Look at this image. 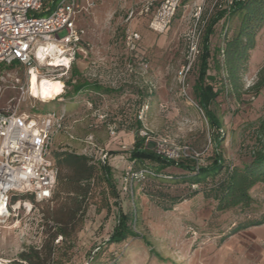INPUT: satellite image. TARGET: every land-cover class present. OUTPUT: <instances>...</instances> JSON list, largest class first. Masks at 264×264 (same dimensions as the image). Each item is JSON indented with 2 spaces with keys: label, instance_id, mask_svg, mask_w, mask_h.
Instances as JSON below:
<instances>
[{
  "label": "rangeland",
  "instance_id": "1",
  "mask_svg": "<svg viewBox=\"0 0 264 264\" xmlns=\"http://www.w3.org/2000/svg\"><path fill=\"white\" fill-rule=\"evenodd\" d=\"M59 1L50 0L47 7L52 11ZM139 1L141 0H94V8L90 14L80 15L76 19V23L86 31L92 44V53H88L86 59H78L73 65L77 71V79L86 80L90 85L97 84L102 89H111L113 94L99 97L89 95L88 91L74 96L68 88L65 90L66 94L60 98L45 100L34 96L37 100H28V103L18 107L29 116L41 111H55L64 113L71 120L77 117L83 126L81 129L88 134L87 137L91 134L100 136L102 142L95 138L92 140L109 156L108 167L117 200L108 195L106 185L95 182L90 186V193L81 202V213L73 217L66 227V236L57 243L58 236H55L50 216L67 220L69 214L55 210L56 199H52L51 203L35 204L29 212L20 208L16 217L0 224V264H17L19 254L30 249L39 251L40 258L46 264H184L190 258L197 257L196 251L205 242L216 245L221 239L217 238L218 233L219 236L227 235L232 225L243 221L249 214L248 211L241 213L239 209L215 213L214 203L204 199L201 194L190 200H183L171 211L165 212L155 205V201L147 193L161 191L185 198L192 188L189 190L186 185L175 186L165 182L160 185L158 181L150 186L147 178L124 180V173L128 168L134 173L142 168V164L131 162L129 151L132 145L121 137L111 140L108 127H112L115 133L129 130L134 133L135 120L141 111L140 122L143 129L152 140L165 139L169 150L181 146L189 147L201 155V163L206 165L211 149L207 122L202 112L187 100L192 99L191 86L196 68L188 73L183 83L187 96L182 94V81L178 78L179 70L184 64V37L188 29L189 13L180 20L178 12L170 29L162 34H155L142 25L139 31L147 68L139 70L134 67L133 72H129L127 68L121 43L122 30L125 28L122 20L127 7ZM186 10L189 11V7L184 8L182 14ZM236 26L235 19L228 24L221 20L213 26L209 37L211 57L208 60V74L216 78V88L221 83L224 84L222 71L214 70V62L222 60L218 57L217 49L225 27L230 37ZM263 64L264 27L256 35L255 48L247 73L243 77V90L254 84L256 73ZM3 72L6 77L0 107L6 108L16 105L18 97L17 91L11 85L18 80L28 86L31 75L27 77L26 70L17 63L11 66L0 63V73ZM53 75L56 76L55 73ZM69 76L70 72L67 74ZM37 80L40 82L49 79L38 77ZM58 85L55 96L61 92V84ZM148 92H151L150 97H144ZM252 96L253 94H248L236 100L224 92L216 99L217 113L224 133L221 150L226 165L240 166L249 162L251 152L259 147L256 129L259 121L264 119V91L258 96ZM29 103L35 108L28 109ZM86 103H90L91 107ZM99 113L107 115L105 122L97 123L96 128H90L89 125L95 122V115ZM72 127V122L65 124L70 132ZM90 150L91 148H87L86 155L91 153ZM91 155L93 156V152ZM143 165L150 169L157 168L155 163L148 161L143 162ZM163 173L171 176L186 174L175 167H169ZM262 185L251 195L264 206ZM199 188L201 187L195 189ZM118 211L135 217L133 231L143 236L157 254L170 262L162 263L151 256L148 247L138 238H129L120 244L106 246L105 241L116 225ZM49 245L52 252L48 258L44 248ZM98 247V255L91 261Z\"/></svg>",
  "mask_w": 264,
  "mask_h": 264
},
{
  "label": "built area",
  "instance_id": "2",
  "mask_svg": "<svg viewBox=\"0 0 264 264\" xmlns=\"http://www.w3.org/2000/svg\"><path fill=\"white\" fill-rule=\"evenodd\" d=\"M183 1L142 0L126 9L123 46L129 72H133L134 65L139 70L147 68L146 59L137 56L141 34L131 24L143 19L151 32L162 34L170 28ZM232 2L233 0H189L185 7L190 9L188 29L184 37L186 50L184 64L178 73L184 96L187 95L183 83L199 55L201 37L210 15L223 11L227 16ZM48 3H51L50 0H0V63L6 66L17 63L26 70L27 77L29 73H34L37 77L61 82V92L54 100L64 95L69 78L67 74L78 57L86 59L88 56L90 45L85 41L86 32L77 25L76 19L80 15H89L94 8V1L60 0L52 11L47 7ZM44 13L49 14L36 16ZM51 53L59 56L60 61L55 67L48 65ZM5 77L4 72L0 73V100ZM11 88L18 93L16 105L0 107V224L16 217L20 208L29 212L33 205L51 200L58 169L49 158L48 147L53 134L63 129L65 117L64 113L55 111L31 116L21 112L19 105L37 99L29 95L27 83L21 84L16 80ZM187 100L197 107L192 99ZM86 104L91 107L90 103ZM34 108L29 103L28 109ZM106 116L103 113L96 114V120L90 127L96 128L97 123L105 122ZM137 120H142V111ZM108 131L110 137L115 136L112 127H108ZM138 135L145 144L152 143V150L159 156L174 162L194 161L196 169L202 166L201 155L189 147L169 150L165 139L152 140L145 129H141ZM86 144L91 148L89 157L100 165H108V154L97 147L91 137L86 139ZM124 176V180L137 179L130 168ZM191 188L195 189L196 186ZM28 196L32 197L33 202L25 199ZM59 241L60 236L56 243Z\"/></svg>",
  "mask_w": 264,
  "mask_h": 264
},
{
  "label": "trees",
  "instance_id": "3",
  "mask_svg": "<svg viewBox=\"0 0 264 264\" xmlns=\"http://www.w3.org/2000/svg\"><path fill=\"white\" fill-rule=\"evenodd\" d=\"M188 3L189 0L182 2L177 11L180 16ZM221 19H223L225 24L235 19L237 20V26L230 37L227 34L226 27L223 31L221 44L217 49L218 57L222 60L221 62H214V70L222 71L224 84L221 83L220 87L216 88L214 86V84L216 85V78L208 74V60L211 57L209 37L213 32V26ZM263 27L264 0H233L227 16H225L223 11L216 12L208 20L203 31L199 55L189 73H192L196 68L195 79L191 86L192 100L202 112L209 130V145L211 149L206 165L199 166L196 169L195 163L191 160L174 162L157 155L152 150V143L145 144L144 140L138 136V132L143 129L141 122L138 120H135V137L129 151L131 162L142 164V168L134 172L137 175V179L147 178L150 180V186H154L153 184L158 181L160 185L164 182L175 186L186 185L189 190L192 186L201 187L189 191L185 198L165 194L161 191L147 193L162 211H171L183 200H190L199 194L204 199H209L214 203L213 211L215 213L221 214L234 209H239L241 213L248 211L247 217L243 221L236 223L235 227L223 239L236 232L264 224V207L253 199L251 195L255 187L264 183V119L258 123L256 134L259 147L251 152L250 161L240 166L226 165L221 150L224 133L216 105V99L224 92L233 96L236 100H240L244 95L253 94L252 97H254L264 91V64L259 67L254 84L243 90V77L247 73L251 54L255 48V38ZM73 65L65 84V90L70 88L72 95L77 96L82 92L88 91L97 92L101 96L114 93L111 89H102L96 84H88L86 80H78L77 71ZM150 95L151 92H148L144 97H150ZM39 113L45 112L41 111ZM145 161L155 163L157 168L150 169L146 167L143 165ZM169 167L180 169L186 174L171 176L163 173ZM109 168L108 165H100L97 162L90 165V182L87 184L86 196L90 193V186L97 182L106 185L109 190L108 195L113 200H117ZM25 199L33 202L32 197L28 196ZM50 217L53 220L55 236L65 237L66 227L73 220V216L69 214L67 220H61L53 215ZM135 222V217L132 215L118 211L116 225L105 241V245H117L129 238H138L148 247L151 256H154L162 263L170 262L157 254L143 236L133 231ZM44 250H46L44 251L46 253L45 256L49 258L52 252L51 246L45 247ZM99 250L100 247L93 253L91 261L94 260V257H97ZM40 255L39 251L30 249L28 252L19 254L17 264H46L44 259L40 258Z\"/></svg>",
  "mask_w": 264,
  "mask_h": 264
},
{
  "label": "crops",
  "instance_id": "4",
  "mask_svg": "<svg viewBox=\"0 0 264 264\" xmlns=\"http://www.w3.org/2000/svg\"><path fill=\"white\" fill-rule=\"evenodd\" d=\"M186 11L182 14L183 16L181 15L180 20H183L184 16L188 15L190 9ZM142 25L147 27L146 21L143 19L134 21L131 27L140 33L139 29ZM85 41L90 45L89 54H91L92 44L87 38V35L85 36ZM121 43L123 46V30ZM142 47L143 41L141 40L137 56L146 59ZM134 67L136 68L137 66L134 65ZM89 95L102 97L94 91H90ZM68 118L70 117H64L63 129L53 134L48 147L49 158L56 165L58 175L51 200L43 203H51L52 199H56L55 210L66 211L67 214L74 217L81 213V202L86 198L87 184L90 182V165L96 163V161H93L91 157L86 155L88 148L86 139L88 138V134H85L86 131L81 129L83 128L82 124L79 123L77 117L75 120ZM70 122H72L73 126L71 132L68 128H65V124ZM89 137L95 138L99 142L103 141L97 134H91ZM118 137L125 138V141L132 145L135 135L132 131H120L115 133L114 137L110 138L114 140ZM258 189L259 186L255 187L251 194L255 193ZM262 189L264 190V183ZM234 227L235 224L232 225V228ZM224 236L223 234L219 236L218 233L217 238L221 237V239L214 246L210 242H205L196 251L197 257L190 258L184 264H264V224L236 232L223 239Z\"/></svg>",
  "mask_w": 264,
  "mask_h": 264
},
{
  "label": "bare ground",
  "instance_id": "5",
  "mask_svg": "<svg viewBox=\"0 0 264 264\" xmlns=\"http://www.w3.org/2000/svg\"><path fill=\"white\" fill-rule=\"evenodd\" d=\"M49 61L50 63L48 65L55 67L60 61L59 56L51 53V55H49ZM29 75L31 76L28 82V91L31 97L37 96L45 100H52L55 97L56 88L59 87L58 83L61 84V82H55L54 80H43L38 82V77L34 73H29Z\"/></svg>",
  "mask_w": 264,
  "mask_h": 264
}]
</instances>
